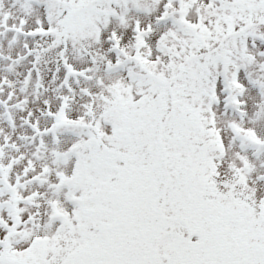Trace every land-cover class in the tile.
<instances>
[{
	"label": "rangeland",
	"instance_id": "374dc122",
	"mask_svg": "<svg viewBox=\"0 0 264 264\" xmlns=\"http://www.w3.org/2000/svg\"><path fill=\"white\" fill-rule=\"evenodd\" d=\"M9 1L2 0L3 13H10V19L15 23L23 18L21 25L26 24L25 31L30 34H38L36 27L41 28L39 33H45V39L33 37V41L25 40L14 46L1 41L3 63L0 62V78L4 77L10 84L6 98L8 106L15 111L9 115L7 133L11 135L7 136L5 132L3 136L1 132L0 144L12 141L13 152L4 155L3 164L5 171L9 172V179H4H8L15 195L10 197L7 191L0 190V237L8 235L6 227H10L15 212L17 220L27 217L33 224L28 223L30 227L26 225L19 230L23 235L20 238L25 237L28 244H14L6 258H0V264H179L175 261L177 259L182 264L189 263L181 259H184L183 255H193L188 251L193 244L200 245L201 251L208 250L209 258L217 257L216 264H264V186L256 184L255 178L258 174L264 175V114L254 119L251 114L254 101L264 99V54L249 50L248 41H239L241 36L230 35L247 27L264 37V0H244L245 4L237 0H180L185 5L194 4L187 29L182 25L153 28L154 19L162 17L163 8L170 0H62L71 2L62 6L49 0L50 11L55 13L52 16H45L43 11L33 7L31 10L28 0L26 4L22 2V9L7 11ZM224 4L227 8H222ZM59 6L62 12L58 10ZM239 7L244 11H238ZM72 10L75 16H72ZM106 14L111 19L105 17ZM53 31L65 32L64 37H59L60 43L53 42L57 38L51 34L52 38H48L49 32ZM112 32L127 56L131 57L134 48L139 49L132 70L148 67L152 75L158 77L152 87L150 80L147 83L140 78L142 73L135 75L138 79L134 84H128L121 74H117V71L124 70L122 59L115 55L114 59L105 53L109 47L105 38ZM24 57L25 61L22 60ZM64 57L76 72L87 70L91 73L90 78L95 79L89 84L87 80L75 79L70 87L74 92L70 103L64 102L65 99L58 103L56 95L52 94L66 82L59 67ZM222 64L230 68L240 65L243 74L249 77L247 81H254L262 89L261 95L249 90L250 93L246 92L244 96L249 114L243 127L252 129L253 132L248 134L255 135L256 148L260 149L251 159L252 148L241 149L244 153L239 154L227 143L226 126L233 125L236 120L220 116L225 95L222 94V85L215 79L223 76ZM108 71L113 76L107 74ZM80 82L86 83L82 87L91 88L95 98L89 107V102L78 95V90L83 89L79 88ZM241 82L237 91L248 84L244 80ZM149 91L153 93L148 95ZM166 108L171 109L170 113L167 114ZM48 112L56 117L66 113L73 125L80 127H87V116L93 115V123L99 128L107 148L122 157L120 162H115L117 158L98 148L89 160L82 154L86 162L71 174V159L64 160L60 153L66 154L71 149L69 158L72 149L78 153L94 143L93 135L84 132L76 141L63 138L58 149L50 146L43 158V161L50 162V174L34 183L37 188L30 186V176L24 172L27 167L28 172L31 168L26 164L30 156L43 152L42 149L40 152L36 150L38 139L33 142L31 138L40 131L57 127L53 119L45 117ZM134 117L133 121L130 120ZM159 133L166 142L164 152L157 144ZM220 136L226 140L224 158L214 152ZM44 144L52 145L49 140ZM164 158L166 162L163 163ZM218 163L220 168H215ZM244 164L248 165L246 172L238 173L237 180L234 179L231 167ZM149 172L157 188H163L164 194L159 202H153L158 199L154 190L143 187L142 192V180H139V186L133 184L132 178L147 179L149 175L146 173ZM174 173H180L187 183L185 187L176 186ZM218 173L221 179L215 180ZM61 174L67 179L65 186L68 190L54 194L56 187L61 185ZM238 183L241 187H234ZM41 193L44 208L41 206L40 216L35 217L39 208L35 198ZM92 196L112 201L109 205L99 201L97 206L102 216L98 219L93 217L95 204L88 202ZM71 197L76 198V207L71 206L74 204ZM67 199L71 208L66 205ZM130 203L139 204L142 210L140 219L148 215L145 221L146 225L153 227L152 231L144 226L137 228L139 213L133 210L131 215L127 214ZM160 204L169 222L164 221L163 213L157 212L156 207ZM125 208L127 212H124ZM61 213L71 228L61 225L63 230L59 231L55 227L43 229L48 219L56 220L55 216ZM66 213L69 216L65 217ZM119 221L124 234L135 231L137 235L131 237L127 234L124 244L130 245L116 253ZM55 224L52 221V226ZM104 230L105 236L98 233ZM171 232L179 234L178 241L187 244L182 248L176 245V237L170 236ZM16 235L9 233L13 241L19 237ZM94 239L98 242L95 243ZM0 246L4 247V243L0 242ZM220 248L227 249L230 254L219 252ZM246 252L248 260L254 259L251 263H246ZM232 255L234 258H228ZM99 256L102 261L97 263Z\"/></svg>",
	"mask_w": 264,
	"mask_h": 264
},
{
	"label": "bare ground",
	"instance_id": "6f19581e",
	"mask_svg": "<svg viewBox=\"0 0 264 264\" xmlns=\"http://www.w3.org/2000/svg\"><path fill=\"white\" fill-rule=\"evenodd\" d=\"M252 260L254 259H251V260L246 259V263H251Z\"/></svg>",
	"mask_w": 264,
	"mask_h": 264
}]
</instances>
